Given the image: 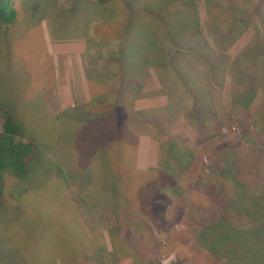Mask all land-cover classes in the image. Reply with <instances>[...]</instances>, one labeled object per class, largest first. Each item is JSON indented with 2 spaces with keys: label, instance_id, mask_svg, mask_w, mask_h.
<instances>
[{
  "label": "rangeland",
  "instance_id": "1",
  "mask_svg": "<svg viewBox=\"0 0 264 264\" xmlns=\"http://www.w3.org/2000/svg\"><path fill=\"white\" fill-rule=\"evenodd\" d=\"M185 1L13 0L16 19L0 31V108L39 156L24 179L5 178L0 264H264V229L249 234L250 220L237 213L239 200L259 204L264 194V0H189L192 11ZM175 59L199 70L201 95L189 92ZM169 64L184 83L174 93L165 89ZM93 94L98 105L141 110L132 122L143 126L93 116ZM1 124L0 116V133ZM124 133L122 151L135 139L133 168L146 172L151 162L155 172L161 160L162 175L124 184V166L108 157L116 153L91 155L83 145ZM87 159L96 172L76 168ZM80 171L86 214L70 180ZM117 180L120 192L108 193ZM256 218L264 228V213ZM223 225L232 239L215 237Z\"/></svg>",
  "mask_w": 264,
  "mask_h": 264
},
{
  "label": "trees",
  "instance_id": "2",
  "mask_svg": "<svg viewBox=\"0 0 264 264\" xmlns=\"http://www.w3.org/2000/svg\"><path fill=\"white\" fill-rule=\"evenodd\" d=\"M94 1H96L98 5H105L109 2V0H94ZM188 1L189 0H187V2ZM188 5L189 4L187 3L186 4L187 8H189ZM188 11H192V10L189 8ZM183 13H185V11H183L182 14ZM188 15H189V13H188ZM187 16H186V14H184V16H183L184 21H186ZM196 16H197V14L195 12H193L192 13V20H190L189 22L188 21H186V22H188L189 24H193L194 26L197 25L196 24L197 21L195 20ZM15 19H16V10L14 8L13 0H0V31H2L3 28L8 30V28L14 23ZM175 34H177V32H175ZM169 39L174 40L173 37L169 38ZM189 42H191V40L187 41V42L185 41L184 43L186 44ZM201 44H202V41L200 42V45ZM158 47H160V45L154 43V50L152 52L153 53L156 52ZM148 53H150V52H148ZM144 55H145V52H142L141 56H144ZM145 58H148V55L146 57H143L142 60H144ZM155 58H156V56H155ZM175 60H177V59H175ZM190 60L185 59L184 62H181V64H179L178 60H177V62H178V65L180 67V71L184 72L185 75L188 77L187 81L189 82V85L191 86L190 88H188L190 90L189 92L193 93L194 91H197V92H199L198 94L201 95V93L205 90V88L203 87L204 81L202 82L201 73H199V70L190 62ZM123 62L124 61H121V64H120L121 66L123 65ZM127 66L129 67L130 71L136 70L135 67L132 65L127 64ZM121 71L124 73V70L122 69V67H121ZM168 73H170V76H171V77L169 76V78L171 79V87L165 85V89H168L170 91L171 90L170 88H172V93H174L173 88L177 87V86L179 88H181V85L184 84L183 79H179L176 77L177 73L174 72V69L172 68V66L170 64L168 66ZM207 79H208V77H207ZM179 81L181 82V85H180ZM182 89H184V88H182ZM186 89H184V90H186ZM162 92L163 91L157 90V92L155 94H157V95L161 94L162 95L164 93V92L163 93ZM97 96L98 95H96V96H94V94L92 95V98L94 100V105H91V106L89 105L88 106L89 108H94L95 104L98 105ZM105 96H106L105 94H101V100ZM165 97H166V95H165ZM170 99H172V95H170ZM117 102H123V105L124 104L126 105V103L123 100L119 99ZM88 104H85V105H88ZM98 106H99L98 111L95 110V113L93 112L94 114H92V115L100 118L102 113L104 112V116L106 118L107 112L113 113L114 118L117 120V121H115L117 128H120V122H119L120 118L127 125L132 124L134 126H139V127L143 126V123H137V122L133 123L132 122V120H135L136 117L141 118V116H142L141 110L138 112L136 110L134 111L132 106H131L132 110H129V109L125 110V108H121V107H117V106H114V108H112L111 105L99 104ZM0 109H1L0 116L2 119V124H1L2 130L0 133V201H1L2 196H3V192H4V188H5L4 187L5 186V178L9 177L11 179H16L18 181L24 179L28 174L29 166H30L31 162L34 159L38 158V156H39V149H38L39 147H37L27 137V134L24 133V131L20 128V126L13 121V117L11 114H9L7 111H5L2 108H0ZM263 110H261V111H262V114L264 115ZM92 111H93V109H92ZM161 113L162 112H160L159 114H161ZM155 114H158V113L157 112L153 113V115H155ZM114 118H111V119H114ZM91 120L92 119H90L89 121H85L83 123L88 124ZM74 122L77 123L78 118H75ZM108 124H109V122L107 123V125ZM70 128L73 129V127H64V130H67V129L69 130ZM121 128H122V126H121ZM127 130L129 133L131 132V129L129 127L126 128V131ZM59 132H62V137H64L65 132L63 131V129H61ZM126 134H127V132H126ZM124 135H125V133L121 135L120 141H117V142L113 141V139L112 140H104L98 146V145H95V143L83 141V145H84L85 149H91V155H93L94 153H107L108 155H109V153H116L115 155H112V157L111 156H108V157L110 160H112V158H115V160H113L114 162H113L112 166H114V163H117L118 161H120V164L117 166V169L119 168L120 165L124 166L123 168H121L119 170L120 174H118V175L120 177H122V180L125 184L126 181H125L124 176H129L130 181L132 182L134 179L138 178L139 172H137L133 168V163H134V154L133 153H135V148H136V145L134 143L135 139H133V137H132L133 147H130V145H129L127 151L126 150L122 151L124 149L125 145L127 146L126 140L121 141L122 137ZM129 135L133 136L132 134H129ZM78 140L82 141L80 138ZM128 142H129V138H128ZM84 151H86V150H84ZM84 151L82 150L81 153H86ZM179 154H181L183 156L189 155V153H184V152L183 153H171V155H175V156H177ZM177 162H179L176 164L177 168L182 166V163L180 161H177ZM98 163H99V167H98L99 172H103L104 171L103 168L107 166V163L103 160L102 157L99 158ZM88 164H89V159L80 162L76 168H78L79 170H83V171L96 172V169L92 165L88 166ZM86 166H88V167L85 168ZM112 166H111V168H112ZM161 167L163 169L164 165H162V161L159 160L157 162V167H156V170L154 172L153 171L154 169H152V167H151V162H149L148 167L146 169V172H142V173L140 172L139 174H141L143 176L142 179L145 178V180H148V177L150 175L154 176V177L162 175L159 171ZM166 167H170V166H168V164H166ZM164 170H165V168H164ZM83 171H80L75 177H73L70 180H71L72 184L77 185L76 188L81 189V193L78 195V197L80 198L81 202L84 201L87 205V207L85 206V208H84V212L86 214L85 209H90V203L88 202L86 190L84 189V183L85 184L88 183L87 182V175H86L85 182H84V180L82 178V172ZM102 182L105 184L103 177H102ZM117 183H118V186L113 188L112 190H110V192H108V193L113 192L117 188L119 189L118 191L120 192V189L122 187L121 182H119V180H117ZM146 184L147 183H142V186H144ZM119 186H121V187H119ZM102 189H104V188H102ZM91 190L92 189H90V191ZM82 192H84V193H82ZM263 195L264 194L260 193L258 196L255 197L259 201V204H255L254 199L244 198V199L239 200L240 205L237 208V213L247 215L248 219L250 220V226L244 227V231H247L249 234H252L253 236H255L256 232H258L259 230L264 229L262 224L260 223V221L257 220V218H256L259 215H262L264 213L263 211H259L261 209L260 206L261 205L264 206V203L262 204V202L264 200L261 199V197ZM90 197H91V195H90ZM122 199L124 200V198H122ZM100 202H105V203H107V205H106L107 207H111V204L109 203L108 199L106 201H100ZM92 203H94V202H92ZM91 206H93V205H91ZM94 207H99V206L95 204ZM251 223H252V225H251ZM223 227H224V225H223ZM228 230H229V227H224V229L219 228L218 231L216 232L215 237L217 239H221V240L232 239L233 237H229ZM201 235H203V233H201ZM242 237H244V236H242ZM235 238H237V237L234 236V239ZM249 252H254L253 255H256L253 248L250 249ZM251 259L255 260L254 257H251Z\"/></svg>",
  "mask_w": 264,
  "mask_h": 264
},
{
  "label": "crops",
  "instance_id": "3",
  "mask_svg": "<svg viewBox=\"0 0 264 264\" xmlns=\"http://www.w3.org/2000/svg\"><path fill=\"white\" fill-rule=\"evenodd\" d=\"M81 82H82V81H81ZM70 93H71V91H68L67 93H65L69 100L72 99ZM140 137H141V136H140ZM148 146H149V145H148ZM139 153H140V151H139Z\"/></svg>",
  "mask_w": 264,
  "mask_h": 264
}]
</instances>
